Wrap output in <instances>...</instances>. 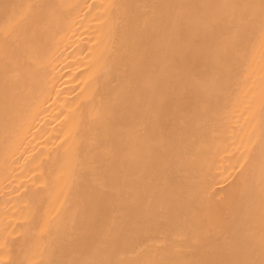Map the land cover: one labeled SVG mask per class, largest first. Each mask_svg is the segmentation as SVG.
<instances>
[{"label":"bare ground","instance_id":"bare-ground-1","mask_svg":"<svg viewBox=\"0 0 264 264\" xmlns=\"http://www.w3.org/2000/svg\"><path fill=\"white\" fill-rule=\"evenodd\" d=\"M0 264H264V0H0Z\"/></svg>","mask_w":264,"mask_h":264}]
</instances>
